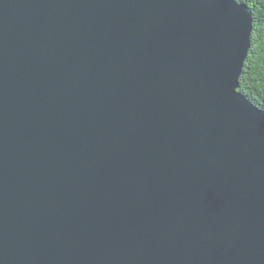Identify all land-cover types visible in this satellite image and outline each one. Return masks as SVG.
<instances>
[{
	"label": "water",
	"instance_id": "1",
	"mask_svg": "<svg viewBox=\"0 0 264 264\" xmlns=\"http://www.w3.org/2000/svg\"><path fill=\"white\" fill-rule=\"evenodd\" d=\"M236 0H0V264H264V112Z\"/></svg>",
	"mask_w": 264,
	"mask_h": 264
},
{
	"label": "trees",
	"instance_id": "2",
	"mask_svg": "<svg viewBox=\"0 0 264 264\" xmlns=\"http://www.w3.org/2000/svg\"><path fill=\"white\" fill-rule=\"evenodd\" d=\"M237 1L244 2L243 4L251 9L253 23L250 35L251 45L243 63L242 75L240 74L238 79L240 90L248 97H250L249 94L254 95L250 99L260 108H264V0Z\"/></svg>",
	"mask_w": 264,
	"mask_h": 264
},
{
	"label": "rangeland",
	"instance_id": "3",
	"mask_svg": "<svg viewBox=\"0 0 264 264\" xmlns=\"http://www.w3.org/2000/svg\"><path fill=\"white\" fill-rule=\"evenodd\" d=\"M246 57H247V56H246ZM243 63H244V62H243ZM242 67H243V64H242ZM241 69H242V68H241ZM237 91L239 92L240 90L237 89ZM241 94H243V95L247 98V100L251 102V104L255 105V106L258 107L262 112H264V108H260L258 105H256V104L252 101V99H250V98L254 97V95L249 94L250 97H248V96L245 95L244 93H241Z\"/></svg>",
	"mask_w": 264,
	"mask_h": 264
},
{
	"label": "bare ground",
	"instance_id": "4",
	"mask_svg": "<svg viewBox=\"0 0 264 264\" xmlns=\"http://www.w3.org/2000/svg\"><path fill=\"white\" fill-rule=\"evenodd\" d=\"M237 1V0H236ZM238 2V1H237ZM239 3V2H238ZM244 3V2H243ZM246 5V4H245ZM247 6V5H246ZM251 45V44H250ZM256 58V57H255ZM242 70V69H241ZM244 73V72H243ZM242 75V74H241ZM244 75H245V73H244ZM242 77V76H241ZM247 77V76H246ZM245 78V77H244ZM242 79H243V77H242ZM248 80V79H247ZM249 81V80H248ZM240 82V81H239ZM242 84V83H241ZM239 90H240V86H239V88H238ZM254 90V89H253ZM240 93H243V91H239ZM260 92V91H259Z\"/></svg>",
	"mask_w": 264,
	"mask_h": 264
}]
</instances>
